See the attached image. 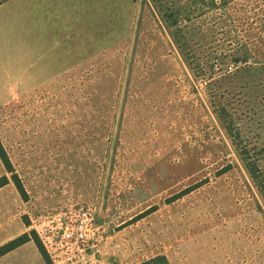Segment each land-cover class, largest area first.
<instances>
[{"label": "rangeland", "instance_id": "1", "mask_svg": "<svg viewBox=\"0 0 264 264\" xmlns=\"http://www.w3.org/2000/svg\"><path fill=\"white\" fill-rule=\"evenodd\" d=\"M86 1L87 62L0 104L27 233L49 264H264V196L225 129L264 159V0H176L196 10L177 27L152 0ZM81 207L91 232L65 241Z\"/></svg>", "mask_w": 264, "mask_h": 264}, {"label": "crops", "instance_id": "2", "mask_svg": "<svg viewBox=\"0 0 264 264\" xmlns=\"http://www.w3.org/2000/svg\"><path fill=\"white\" fill-rule=\"evenodd\" d=\"M86 0H0V104L7 91H30L85 63L87 32L78 25ZM74 24V26H72ZM33 75L23 81V64ZM6 169L0 160V178ZM14 184L0 186V246L28 232ZM0 264H46L32 240L0 256Z\"/></svg>", "mask_w": 264, "mask_h": 264}, {"label": "trees", "instance_id": "3", "mask_svg": "<svg viewBox=\"0 0 264 264\" xmlns=\"http://www.w3.org/2000/svg\"><path fill=\"white\" fill-rule=\"evenodd\" d=\"M152 1L157 6V9L161 13V16L163 17L164 21L170 27H177L179 24L183 22H189L191 19H193V17L196 14L195 8L186 9L184 8L185 5L184 7H182L183 5L180 6V4H178L176 0H152ZM177 31L178 29H176V33L174 32L173 35L176 38V40L179 42L180 37H177ZM225 129L227 133L229 134L232 143L238 150L240 158L243 161L244 166L247 169L250 177L252 178V180L254 181V183L257 185L258 189L262 192V195L264 196V159L263 158L261 159V157H252L249 153V150L251 149L248 148L247 145H243L244 143L245 144L247 143L246 140L245 141L241 140L238 134L232 135L233 134L232 130L228 125H225ZM235 136L238 139H235ZM263 150L264 148H260V151H263ZM0 160L2 161V164L4 165L6 171L11 172L10 167H9V162L1 146H0ZM6 182H7L6 177L0 178V186L5 184ZM13 184L15 188L17 189L18 193L20 194V196L23 197L24 191L20 183L17 180H13ZM29 240H32L35 243L40 254L46 261V264H49L40 244H38V242L35 239L30 237L28 233H24L21 236H18L17 238L12 239L6 242L5 244L1 245L0 246V256ZM157 260H162V263H156ZM165 263H166L165 257L160 256V257H155L150 260L141 262L140 264H165Z\"/></svg>", "mask_w": 264, "mask_h": 264}, {"label": "built area", "instance_id": "4", "mask_svg": "<svg viewBox=\"0 0 264 264\" xmlns=\"http://www.w3.org/2000/svg\"><path fill=\"white\" fill-rule=\"evenodd\" d=\"M93 213L89 207H81L72 216L65 213L59 218V232L65 241L82 243L91 232Z\"/></svg>", "mask_w": 264, "mask_h": 264}]
</instances>
